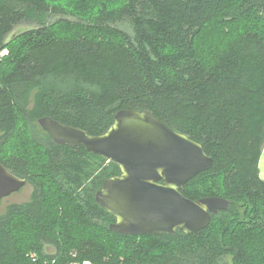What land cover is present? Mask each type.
<instances>
[{"label": "trees", "instance_id": "trees-1", "mask_svg": "<svg viewBox=\"0 0 264 264\" xmlns=\"http://www.w3.org/2000/svg\"><path fill=\"white\" fill-rule=\"evenodd\" d=\"M121 110L200 144L212 166L181 193L228 209L190 235L110 231L94 197L119 168L36 122L98 136ZM263 145L264 0H0V163L32 187L0 215V264H264Z\"/></svg>", "mask_w": 264, "mask_h": 264}, {"label": "water", "instance_id": "water-1", "mask_svg": "<svg viewBox=\"0 0 264 264\" xmlns=\"http://www.w3.org/2000/svg\"><path fill=\"white\" fill-rule=\"evenodd\" d=\"M28 28L14 30L11 38ZM37 125L59 146L82 147L87 153L115 164L118 176L104 180L94 200L114 222L109 230L125 236L185 235L205 229L212 215L226 211L229 202L220 197L189 200L185 184L212 166L200 144L167 127L149 112L121 110L101 135L67 126L50 117ZM264 183V145L258 164ZM26 182L0 163V201L18 192Z\"/></svg>", "mask_w": 264, "mask_h": 264}, {"label": "rangeland", "instance_id": "rangeland-1", "mask_svg": "<svg viewBox=\"0 0 264 264\" xmlns=\"http://www.w3.org/2000/svg\"><path fill=\"white\" fill-rule=\"evenodd\" d=\"M28 27H30V25L23 24L15 28V30H19L21 28H28ZM6 53H7L6 51H3L1 55H4ZM30 194H31V188L30 186L26 185L19 192L10 195L7 198L2 199L0 201V215L5 212V209L9 204L26 202L29 199ZM45 251L47 254H53L54 252L53 248L50 246L45 247Z\"/></svg>", "mask_w": 264, "mask_h": 264}, {"label": "flooded vegetation", "instance_id": "flooded-vegetation-1", "mask_svg": "<svg viewBox=\"0 0 264 264\" xmlns=\"http://www.w3.org/2000/svg\"><path fill=\"white\" fill-rule=\"evenodd\" d=\"M258 179H259V177H258ZM259 180H260V179H259ZM260 181H261V180H260ZM25 182H26V181H25ZM261 182H262V181H261ZM26 185H28V184L26 183L25 186H26ZM28 186H30V185H28ZM30 188H31V192H32V187L30 186ZM21 189H22V188H21ZM21 189H20V190H21ZM20 190H19V191H20ZM19 191H18V192H19ZM16 193H17V192H16ZM13 194H15V193H13ZM13 194H11V195H13ZM27 201H28V200H27ZM219 212H220V211H219ZM217 213H218V212H217Z\"/></svg>", "mask_w": 264, "mask_h": 264}]
</instances>
